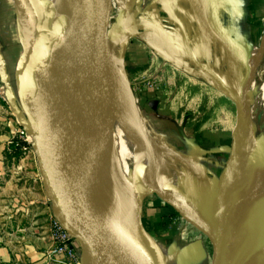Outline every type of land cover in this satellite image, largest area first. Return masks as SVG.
Wrapping results in <instances>:
<instances>
[{
	"label": "water",
	"instance_id": "obj_1",
	"mask_svg": "<svg viewBox=\"0 0 264 264\" xmlns=\"http://www.w3.org/2000/svg\"><path fill=\"white\" fill-rule=\"evenodd\" d=\"M31 1L36 5L39 17L31 33L24 28L22 12L25 4L16 2L23 50L15 72L16 92L7 90L6 96L20 125L32 136L54 215L76 237L82 263L88 264L95 249L108 258L113 257L114 264H168L161 247L142 221L145 199L156 194L208 238L213 246L212 264H243L241 252L244 250L255 251L257 264H264V180L245 195L243 202L234 199L227 204L223 214L220 212L224 197L238 178L235 168L244 147L254 145L253 158L247 165L251 169L264 168V142L248 144L251 128L249 83L264 59V39L255 58L258 64L253 79L248 81L247 77L254 64L241 82L238 96L231 97L237 105L238 117L230 156L216 194L200 203L179 188L190 204L188 208H195L199 213V225L187 217V207L174 205L159 195V192H170V183L163 179L139 182L132 189L128 211L119 221L122 234L114 253L108 243L106 197L109 189L83 171L78 148L66 145L64 137L67 131L89 117L108 42L118 39L127 45L140 36L132 15L136 0H128L117 12L116 0H78L79 10L71 20H66L53 4ZM40 7L44 8L41 17ZM136 106L140 111L137 103ZM75 107L78 112H74ZM136 121L147 136L143 118ZM245 158L247 161L248 156ZM197 207L207 208L206 215Z\"/></svg>",
	"mask_w": 264,
	"mask_h": 264
},
{
	"label": "crops",
	"instance_id": "obj_2",
	"mask_svg": "<svg viewBox=\"0 0 264 264\" xmlns=\"http://www.w3.org/2000/svg\"><path fill=\"white\" fill-rule=\"evenodd\" d=\"M126 2L127 0L124 1ZM132 15L140 32L139 37L127 43L130 49L126 65L134 82L142 81L145 76H155L163 72V68L188 74H203L220 82H225V77H242L243 81L264 39V0H136ZM17 19L15 0H1L0 85L5 86L6 91L13 92H16L15 72L23 50ZM145 53L152 55L151 63L147 71H142L140 67L144 64ZM254 67L247 77L248 81ZM148 104V107H155L153 100H148ZM18 123V117L10 104L0 100V165L4 164L6 146L18 130ZM203 137L208 139L209 136L203 134ZM197 143L191 142L190 151L181 158L188 168L186 171L189 177L194 178L189 183L191 192L186 193L202 203L212 198L211 194H216L224 166L228 162V153L217 144L201 148ZM39 184L44 189L42 178ZM152 195L156 194L147 198ZM42 196L41 193L35 195L34 201L30 202L42 199L45 201L44 208L33 214L41 217V232L36 228L37 222L19 230L24 233L22 245L16 251L8 250V245L2 248L1 264H65L46 258L47 252L54 246L46 221L47 216L54 212L52 204L49 206L46 202V194ZM156 197L161 200V206L154 205V202L146 203V198L142 208V221L145 229L157 242L154 234L162 228L161 222L167 220L160 212L169 207L158 195ZM183 229L184 227L179 232L182 235L180 239H185L183 236L186 235V229ZM187 231V235L191 236L194 229ZM28 233L36 234L29 237ZM72 236L75 247L81 252L76 237Z\"/></svg>",
	"mask_w": 264,
	"mask_h": 264
},
{
	"label": "rangeland",
	"instance_id": "obj_3",
	"mask_svg": "<svg viewBox=\"0 0 264 264\" xmlns=\"http://www.w3.org/2000/svg\"><path fill=\"white\" fill-rule=\"evenodd\" d=\"M124 1L126 0H116V12L119 7L126 4ZM38 12L41 17L44 8L40 7ZM121 43L120 56L123 60L129 87L140 104L141 112L139 111V113L153 143L154 170L158 175L164 177L168 184L170 183L168 194L159 193L168 202L174 204V201H177L188 208L190 204L179 188L190 193L189 183L194 181V178L189 177V173L186 171L188 168L182 163L181 157L190 151L189 147L193 141H197V146L201 148H210L217 144L225 148L229 157L237 118V105L231 97L238 96L243 78L225 77L226 81L220 82L203 74H188L163 68V72L161 71L155 76H145L142 81L134 82L135 80L130 76V70L126 65V56L129 54L130 46L124 42ZM151 56L149 53L144 54V64L140 67L142 71L149 69ZM263 86L264 59L254 79L249 83L251 128L248 144L264 142V99L261 92ZM148 100H153L154 108L148 107ZM107 116L108 114L106 118L110 123L112 117ZM18 124L19 128L7 146L12 140H23L18 136L24 128L20 123ZM203 134L209 136L208 139H205ZM26 141L29 146L22 147L23 155L21 157L6 158L5 156L4 164L0 165V250L7 247L6 245L11 251L19 249L18 247L22 245V234H24L19 230L28 227L33 222H37L36 228L41 232L39 223L41 217H35L33 214L44 208L45 201L42 199V201L30 202L34 201L35 195L38 196L40 193L44 197L46 190L31 134ZM253 148L254 145L246 146L250 153H253ZM131 167L132 161L128 164V170H131ZM41 178L44 189L39 184ZM191 183L193 184V182ZM210 196L212 197L213 194ZM160 201L156 195H152L147 198L146 203L154 202V205L161 206ZM46 202L51 206L49 198ZM165 205L169 208L160 213L167 220L164 222L160 220L163 226L154 235L167 263L212 264L213 246L211 242L207 241L206 236L204 237L200 231L190 225L170 204L165 202ZM197 208H201L203 212L206 211L205 208L202 209L203 207ZM186 211L198 218L199 213L195 208H188ZM53 218L56 217L51 213L47 216L48 220L46 221L50 236V225ZM181 224L184 225L181 226ZM183 227L186 229V235L183 236L185 239H180L182 235L179 232ZM193 229L192 235L188 236L187 230L191 232ZM32 234L36 233H28V236L30 237ZM191 240H193L192 243Z\"/></svg>",
	"mask_w": 264,
	"mask_h": 264
},
{
	"label": "bare ground",
	"instance_id": "obj_4",
	"mask_svg": "<svg viewBox=\"0 0 264 264\" xmlns=\"http://www.w3.org/2000/svg\"><path fill=\"white\" fill-rule=\"evenodd\" d=\"M42 1L55 5L66 20H71L80 7L78 0ZM16 2L25 4L22 12L24 28L27 33H31L39 20L36 12L37 7L31 0H17ZM121 44L118 39L108 42L104 63L95 89V102L89 117L67 131L64 137L66 145L78 148L79 161L83 171H87L96 181L109 189L106 197L108 243L114 253L118 249L119 236L122 234L119 221L130 207L134 186L139 182L151 183L157 179L165 180L154 170L153 143L148 142V135L146 136V133L139 129L136 121L142 117L130 90L123 60L120 56ZM256 63L255 61L253 74H255L258 64ZM252 76L250 80L253 79ZM261 90L264 99V86ZM74 112H78V107L74 108ZM107 114L112 117L110 123L106 118ZM246 156H248L247 161ZM252 158L253 153L244 147L235 168L239 173L238 178L231 189L232 191L230 190L226 194L221 203V214L224 213L229 202L234 199H242L241 202H243L245 195L264 180L262 166L258 169H251L247 165V162H250ZM130 161H132V167L131 170H128ZM100 176L104 177L101 179ZM174 205L184 207L177 201H174ZM205 210L204 214L206 215L207 208ZM186 215L196 225H199L198 218L187 211ZM241 260L243 264H257L258 256L253 250H244L241 252ZM114 261L116 260L113 257L112 259L108 258L95 249L92 250L91 257L88 258V264H114Z\"/></svg>",
	"mask_w": 264,
	"mask_h": 264
},
{
	"label": "built area",
	"instance_id": "obj_5",
	"mask_svg": "<svg viewBox=\"0 0 264 264\" xmlns=\"http://www.w3.org/2000/svg\"><path fill=\"white\" fill-rule=\"evenodd\" d=\"M6 93V87L0 85V100L8 102ZM28 136L29 133L23 129L19 132L18 137L28 143L26 141ZM12 141L10 144H12ZM50 232L54 246L47 252L46 258L50 261L65 262V264H81V252L78 247H75L74 237L62 226L58 219L53 218Z\"/></svg>",
	"mask_w": 264,
	"mask_h": 264
},
{
	"label": "trees",
	"instance_id": "obj_6",
	"mask_svg": "<svg viewBox=\"0 0 264 264\" xmlns=\"http://www.w3.org/2000/svg\"><path fill=\"white\" fill-rule=\"evenodd\" d=\"M136 98V97H135ZM136 103H137V105L139 106V108H140V104H139V102L137 101V99H136ZM23 146H29L28 144H27V142H25V141H20V140H18V139H15V140H13L12 141V144H10L9 146H7V148H6V151H5V156H6V158H11V157H13V156H15V157H17V158H19V157H21L22 155H23V151H22V147ZM205 237V236H204ZM206 239H207V241H208V238L207 237H205Z\"/></svg>",
	"mask_w": 264,
	"mask_h": 264
}]
</instances>
